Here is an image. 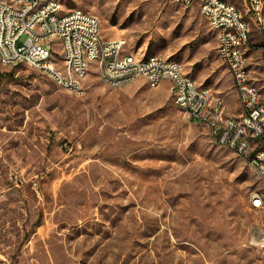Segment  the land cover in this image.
<instances>
[{
    "label": "rangeland",
    "instance_id": "rangeland-1",
    "mask_svg": "<svg viewBox=\"0 0 264 264\" xmlns=\"http://www.w3.org/2000/svg\"><path fill=\"white\" fill-rule=\"evenodd\" d=\"M59 1L98 18L104 40L199 74L229 116L240 112L196 5ZM255 30L245 62L264 104V25ZM170 85L110 88L92 70L75 96L0 65V264H264V203L250 204L262 183L176 108Z\"/></svg>",
    "mask_w": 264,
    "mask_h": 264
},
{
    "label": "built area",
    "instance_id": "built-area-1",
    "mask_svg": "<svg viewBox=\"0 0 264 264\" xmlns=\"http://www.w3.org/2000/svg\"><path fill=\"white\" fill-rule=\"evenodd\" d=\"M186 4V8L196 5L200 15L208 24H214L221 30V40H218V51L224 56L226 68L234 89L239 91V106L244 107V115H236L228 118V128H220L218 122V110L221 107L215 102V107H207L208 94L200 91L195 83H185L178 80L177 73L166 64L156 63L153 66H133V61L125 63L122 69H114V66H105V73H98V66L92 65V54L99 52V42H106V55L108 50L117 53L123 50V44L119 38L104 40L101 38L100 29L93 25V15L84 12H71L68 15L59 14L60 5L50 4V0H15V5H7L8 14L5 20L0 22V65L5 67H26L50 80L56 87L81 96L82 88L77 80L72 79V70H79L88 77L94 70L97 75H103L105 79L125 80L135 74H144L150 78V88H156L160 73H169L171 84L170 94H179L176 108L188 111V119L193 123L205 126L215 144L225 148L235 155L246 159L256 172H259V180L264 182V155H257V148L264 147V104L261 95L256 90H248V82L251 76L247 69H239L241 46L235 44V34H242L249 40L250 28L247 20L235 8H228L231 0H179ZM251 1V9H245L256 25H264V0ZM7 3V0H0ZM39 2L40 11L34 15H26L28 3ZM22 17H29V26H22ZM26 28L34 29L33 41H25ZM55 31L59 36V51L53 61L41 62V54L47 50L45 32ZM106 55H103L105 57ZM64 66H71V75H64ZM52 71H61L62 79L54 80ZM190 108H199L198 116H190ZM242 122H249L251 135H243ZM252 154L251 158H248ZM14 186L23 183L18 175L13 177ZM264 202L257 201L251 196V207L262 206Z\"/></svg>",
    "mask_w": 264,
    "mask_h": 264
},
{
    "label": "bare ground",
    "instance_id": "bare-ground-1",
    "mask_svg": "<svg viewBox=\"0 0 264 264\" xmlns=\"http://www.w3.org/2000/svg\"><path fill=\"white\" fill-rule=\"evenodd\" d=\"M172 1L175 4L186 8V4H184L183 1H179V0H172ZM50 4L60 5L59 14L68 15L69 12L62 13L61 4L59 0H50ZM7 5H15V0H7V3L0 2V22L4 21L5 15L8 14ZM244 7L245 9H251V1H244ZM228 8H235V4L232 1H228ZM38 11H40L39 2L28 3V5L26 6V15H34V13ZM71 12H80V11L72 10ZM93 25H96V28L100 29V21L95 16H93ZM208 25L216 33V50H217L218 40H221V30H219L217 27H214V24H208ZM22 26H29V17H22ZM33 38H34V29L26 28L25 41H33ZM119 40L120 43L123 44V50H120L117 53L115 62H114L115 50H108L106 55V42H99V52H96L91 56L92 65H100V63H102L103 61V66H98V73H105V66H114V69H122L125 63L129 61V57L133 61V66H153L156 63V59H158L159 64H166V66L172 67L176 71L178 80L184 81L185 83H195L184 75L181 66L177 62L168 59H163L162 57H157V56L138 57L127 50L126 40L120 38ZM45 41L49 43L47 44V50H44L43 53L41 54V62H50L54 60V57L57 56V52L59 51V36L56 34L55 31H47L45 32ZM0 44H2V35H0ZM53 44H55L54 48H53ZM235 44L237 46H241L240 60L245 61V48L247 46L246 38H244L242 34H235ZM103 55L106 56L103 57ZM217 55L221 63L224 65V56L222 51L217 50ZM239 69H247L246 62H239ZM64 75H71V66H64ZM98 77L105 85H107L110 88H118L127 85L138 78L144 79L147 85L150 86V78H147V76H144V74H135L129 79L116 80L114 84L112 79H105L103 75H98ZM52 78H54V80H61L62 72L52 71ZM86 78H87L86 74L81 73L79 70H72V79L77 80V84H79L80 88H82V94L84 93L83 84ZM164 80L169 81V73H160L158 78V85ZM199 88L200 91L206 92L208 94V98L210 100H207V107H215V102H217V105L221 107L220 110H218V122H220V128H228V118H233V116L227 115L226 104L224 99L216 96L214 92L209 88H204V87H199ZM234 90L239 102V91L238 89H234ZM248 90H256V92H258V90L255 88L252 82H248ZM172 96H173V102L176 106L177 102L179 101V94H172ZM239 107H240V112L238 113V115H244V107L243 106H239ZM184 113L188 117V111H184ZM198 115H199V108H190V116H198ZM242 130H243V135H251V128H249V122H242ZM218 146L220 147V145ZM257 155H264V147L257 148ZM250 167L254 171L256 178L259 180V172H256L253 166ZM259 181L262 183V186L264 188V182H262V180ZM254 197L257 198V201L263 202L264 192L254 194ZM260 207L261 206H255L254 208H260Z\"/></svg>",
    "mask_w": 264,
    "mask_h": 264
},
{
    "label": "crops",
    "instance_id": "crops-1",
    "mask_svg": "<svg viewBox=\"0 0 264 264\" xmlns=\"http://www.w3.org/2000/svg\"><path fill=\"white\" fill-rule=\"evenodd\" d=\"M243 17L245 18V20H247L248 24H249V28L252 29L251 34H250V39L253 42H260L261 40V36L258 34V32L255 30V28L257 27V25L253 22L252 18L246 14V12L244 14H242ZM264 15V12H263ZM214 34V33H213ZM182 68V67H181ZM183 70V69H182ZM184 73V72H183ZM211 72H209L210 74ZM186 75H188L189 79H191L193 82H195V84L199 87H208L206 86V79L201 78V76H199V74L196 73H192V72H185ZM167 80L162 81L157 87L161 86L162 83H164ZM163 86V85H162ZM156 87V88H157ZM171 87V85H170ZM210 88V87H209ZM213 90V89H212ZM226 104V103H225ZM227 113V110H226ZM228 115V114H227ZM238 115V114H237Z\"/></svg>",
    "mask_w": 264,
    "mask_h": 264
}]
</instances>
